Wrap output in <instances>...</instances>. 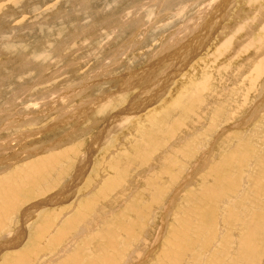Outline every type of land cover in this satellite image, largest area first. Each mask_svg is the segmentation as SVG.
Instances as JSON below:
<instances>
[{
	"label": "rangeland",
	"instance_id": "rangeland-1",
	"mask_svg": "<svg viewBox=\"0 0 264 264\" xmlns=\"http://www.w3.org/2000/svg\"><path fill=\"white\" fill-rule=\"evenodd\" d=\"M208 1L0 0V264H264V0L176 43Z\"/></svg>",
	"mask_w": 264,
	"mask_h": 264
},
{
	"label": "bare ground",
	"instance_id": "bare-ground-1",
	"mask_svg": "<svg viewBox=\"0 0 264 264\" xmlns=\"http://www.w3.org/2000/svg\"><path fill=\"white\" fill-rule=\"evenodd\" d=\"M251 1H253V2H257V1H259V0H251ZM232 2H235V0L233 1V0H231V2H230V0H209L208 1V3L207 4H205V3H201V4H204L205 6H200V7H198L199 8V10L198 11H196L195 13H197L196 15H195V17L192 19V21L189 23V24H186V25H184V26H182V28H180L181 30L179 31V33H178V35L175 37V42L176 43H178V42H181L182 40H184L185 38H186V40H188L187 39V37H189V36H192V35H194V37L196 36V37H198L197 35H195L196 34V32L201 28V26H203L204 25V23L205 22H207L208 20H209V15H210V13L212 12H216V14L215 15H222V13H223V8H221L222 6L223 7H226V6H232ZM259 11V10H258ZM194 13V14H195ZM211 13V14H212ZM228 13V12H227ZM193 14V15H194ZM192 15V16H193ZM227 16H229L228 14H226ZM219 16H217L216 18H218ZM232 17V16H231ZM211 19V18H210ZM242 18H240V20H241ZM239 21V20H238ZM255 21V20H254ZM240 22V21H239ZM200 24H202V25H200ZM243 24V23H242ZM230 25V24H229ZM235 25V24H234ZM209 26H211V25H209ZM248 27L249 26H247V27H245V28H243V26H240V27H238V30H243V34H242V36H244V39L246 40V46H244V50L241 52L240 51V53H236L235 55L237 56V54H242L243 52H245L246 50H249L250 51V54L251 55H253V54H258V56L256 57V58H254V59H252L250 62H249V64H251L252 63V69H253V71H251L252 73H254L255 75L252 77V78H250V80L249 81H252L254 84L256 83V81L257 80H261V79H264L263 78V76H264V53H259L261 50L263 51L264 50V44H260V42H257V40L254 38V37H252L251 35H250V33L248 32ZM262 27H264V26H262ZM193 28H195V30L193 31ZM203 28V27H202ZM230 28V27H229ZM236 30V29H235ZM264 30V29H263ZM202 31H204V30H202ZM232 31V30H231ZM233 32V31H232ZM203 33V32H202ZM201 34V33H200ZM202 35V34H201ZM228 37V36H227ZM234 37H236V35H235V33H233V36L232 37H230V39L228 38V43H229V40H230V42H231V40H234L235 41V38ZM178 38H179V40H178ZM224 38H226V37H224L223 36V39ZM262 38V37H261ZM197 39V38H196ZM196 39H193V41L194 42H196L197 43V41H196ZM198 39H199V37H198ZM185 40V42H183V43H186L187 41ZM178 41V42H177ZM234 41L233 42H231V43H229L228 44V47L226 48L225 47V44H223L222 42V47H224L223 49H225L224 51H221V49L220 50H218V53L219 54H223L224 55V53H226L227 54V56H228V54L230 53V51L229 50H233V46H234ZM224 42V41H223ZM263 42V41H262ZM196 45V44H195ZM179 46V45H178ZM221 46V45H220ZM180 47V46H179ZM182 47V46H181ZM180 47V48H181ZM222 47H220V48H222ZM171 48V47H170ZM169 48V49H170ZM174 49H175V47H174ZM238 49V48H237ZM258 50V53H255L254 52V50ZM184 51V50H183ZM182 51V52H183ZM186 51V50H185ZM184 51V52H185ZM226 51V52H225ZM174 52V51H173ZM178 52V51H177ZM186 52H191L190 50H188V51H186ZM185 52V53H186ZM237 52V51H236ZM176 53V52H175ZM185 53L183 54L184 56H185ZM168 54V53H167ZM187 54V53H186ZM176 55H179V54H176ZM191 55V54H190ZM231 55V54H230ZM183 56V57H184ZM187 56V55H186ZM221 56V55H220ZM219 56V57H220ZM236 56H234V57H236ZM239 56V55H238ZM188 57V56H187ZM258 57H261L259 60L257 59ZM263 57V58H262ZM220 58H222V57H220ZM181 59V58H180ZM179 60V59H178ZM249 61V60H248ZM246 66V65H245ZM247 68H248V65L246 66ZM165 68V67H164ZM242 69L244 68L243 66L241 67ZM240 69V68H239ZM141 70V69H140ZM249 70V69H248ZM238 71V70H237ZM243 71H244V69H243ZM235 72V71H234ZM241 72H242V70H241ZM245 72V71H244ZM140 73V72H139ZM143 73H145V72H143ZM246 73H247V71H246ZM234 74V73H233ZM242 74V73H241ZM241 74H240V76H241ZM96 76V75H95ZM147 76H148V74H147ZM150 76V75H149ZM231 76V75H230ZM97 77V76H96ZM238 77V76H237ZM149 78V77H148ZM142 80V79H141ZM132 81V80H131ZM243 82V81H242ZM134 83H135V81H134ZM141 84V83H140ZM244 85V84H243ZM251 85V84H250ZM141 86V85H140ZM85 88V87H84ZM144 87H142V89H143ZM85 90V89H84ZM251 89H248V91L247 92H249ZM212 91V90H211ZM122 92V91H121ZM124 92V91H123ZM83 93V92H82ZM55 94V93H54ZM80 94V93H79ZM106 94V93H105ZM117 94V93H116ZM149 94V93H148ZM52 95V94H51ZM104 95V94H103ZM108 95V94H107ZM59 96V95H58ZM219 96V95H218ZM61 97V96H60ZM106 97V96H105ZM108 97H109V95H108ZM153 97V96H152ZM211 97V96H210ZM58 98L59 97H54L53 99H51L52 100V103L51 104H55L56 102H57V100H58ZM60 99V98H59ZM85 100V99H84ZM94 102V101H93ZM84 103V102H83ZM178 103V102H177ZM46 104V103H45ZM101 104V103H100ZM106 104L108 105V103L106 102ZM57 105V104H56ZM61 105V104H60ZM105 105V104H104ZM142 105V104H141ZM99 106V105H98ZM97 106V107H98ZM111 106V105H110ZM54 107V106H53ZM85 107V106H84ZM83 107V108H84ZM91 107V106H90ZM93 107H95V106H93ZM104 107V106H103ZM137 107V106H136ZM57 108V107H56ZM107 109V108H106ZM90 110V109H89ZM137 110V109H136ZM91 111H93V110H91ZM128 111V110H127ZM134 111V110H133ZM90 112V111H89ZM22 113V112H21ZM20 113V114H21ZM79 113V112H78ZM87 113V112H86ZM90 113H92V112H90ZM102 113V112H101ZM129 113V112H128ZM127 113V114H128ZM203 113V112H202ZM63 115V114H62ZM75 115V114H74ZM90 116H91V114H89ZM123 115V114H122ZM79 116V115H78ZM27 117V116H26ZM65 117V116H64ZM73 117V116H72ZM95 117V116H94ZM80 118V117H79ZM78 118V119H79ZM83 118V117H82ZM63 119H65V118H63ZM95 119V118H94ZM3 120V119H2ZM15 120V119H14ZM33 120V119H32ZM58 120V119H57ZM122 120H125L124 118L122 119ZM7 121V120H6ZM16 121V120H15ZM30 121V120H29ZM79 121H80V119H79ZM98 121V120H97ZM88 122V121H87ZM36 123V122H35ZM115 123V122H114ZM1 124V123H0ZM58 124V123H57ZM60 124V123H59ZM11 125V124H10ZM23 125V124H22ZM3 126V125H2ZM2 126H0V127H2ZM4 127V126H3ZM7 128V127H6ZM30 129V128H29ZM80 131V130H79ZM27 132V131H26ZM35 132H37V131H35ZM99 132V131H98ZM69 133V132H68ZM34 134H37V133H34ZM38 134H40V133H38ZM101 134V133H100ZM113 134V133H112ZM69 135V134H68ZM106 135V134H105ZM111 135V134H110ZM107 136V135H106ZM112 136V135H111ZM7 137H10V136H7ZM24 137V136H23ZM37 137V136H36ZM104 137V136H103ZM6 138V137H5ZM19 138V137H18ZM30 138H31V136H30ZM101 137H98V139H100ZM25 139V138H24ZM103 139V138H102ZM7 140V139H6ZM108 140V139H107ZM95 141V140H94ZM100 141V140H99ZM1 142V141H0ZM104 142H105V140H104ZM148 142V141H147ZM150 142V141H149ZM62 143V142H61ZM81 143V142H80ZM94 143V142H93ZM92 143V144H93ZM151 143V142H150ZM59 144V143H58ZM107 144V143H106ZM96 145H98V143L96 144ZM15 147V146H14ZM61 147V146H60ZM96 147V146H95ZM172 147V146H171ZM71 148H73V147H71ZM71 148H69L68 147V149H66V150H63L62 152H58V153H54V158L55 159H59V157L63 154V153H65V152H68L69 151V149H71ZM13 149V148H12ZM93 149V148H92ZM14 150V149H13ZM68 150V151H67ZM73 150V149H72ZM97 150V149H96ZM4 151V150H3ZM16 151V150H15ZM94 151V150H93ZM73 152V151H72ZM18 153V152H17ZM49 153V152H48ZM53 154V153H52ZM25 158V157H24ZM52 158V157H51ZM43 159V158H42ZM31 160V159H30ZM204 160V159H203ZM202 160V161H203ZM45 161V160H44ZM56 161V160H55ZM3 162V161H2ZM81 162H82V160H81ZM57 163V162H56ZM85 163V162H84ZM29 164H31V166H32V162H29ZM43 165H46V164H43ZM49 164H47V166H48ZM83 165V164H82ZM196 165H198L197 166V168L198 167H203L204 165H201V161H200V163L199 162H197V164ZM27 166H30V165H27ZM38 166V165H37ZM25 168H26V166H24ZM43 167V166H42ZM85 167H86V165H85ZM53 168V167H52ZM82 168V167H81ZM194 168H195V166H194ZM27 169H28V167H27ZM26 169V170H27ZM49 169H51V168H47V167H45V170H43L44 171V173H46L45 171L47 170V172H48V170ZM84 169V168H83ZM25 170V169H24ZM28 171V170H27ZM213 171V170H212ZM29 172V171H28ZM39 172H40V170H39ZM38 172V173H39ZM81 172V171H80ZM31 173V172H30ZM37 173V172H36ZM43 173V172H42ZM42 173H40V175L42 174ZM81 174V173H80ZM100 174V173H99ZM213 173H211V175H212ZM8 175V174H7ZM35 176L36 177V175H35V172L32 174V176ZM46 175V174H45ZM26 176V175H25ZM7 179L6 180H10L11 178H8V176H5ZM5 177H3V178H5ZM10 177V176H9ZM39 177V176H38ZM41 177V176H40ZM39 177V178H40ZM3 178H1V179H3ZM37 178V177H36ZM31 179V178H30ZM29 179V180H30ZM38 180L39 179H37V181L35 180V184H36V182H38ZM27 181V180H26ZM49 181V180H48ZM111 181V180H110ZM109 181V182H110ZM113 181V180H112ZM111 181V182H112ZM232 181V180H231ZM14 183V182H13ZM25 183V182H24ZM29 183H31L30 181H29ZM32 184H33V182H32ZM52 184V183H51ZM56 184V183H55ZM96 184V183H95ZM97 184H98V182H97ZM21 185V184H20ZM26 185H28V184H26ZM26 185L24 184V186H25V188H26ZM31 185V184H30ZM68 185V184H67ZM258 185V184H257ZM18 186V185H17ZM23 186V187H24ZM34 186V185H33ZM108 186V185H107ZM219 186V185H218ZM258 186H260V185H258ZM17 188V187H16ZM28 188V187H27ZM261 188H257V192L258 193H260L259 192V190H260ZM20 190V189H19ZM24 190V191H23ZM218 190H219V188H218ZM217 190V191H218ZM17 191V190H16ZM21 191H23V193L26 191V189H22ZM220 191V190H219ZM222 191V190H221ZM261 191V190H260ZM19 192V191H18ZM40 192V191H39ZM47 192V191H46ZM19 193H21V192H19ZM30 193L31 192H29V193H27V192H25V194H24V196L21 198V200L19 201V200H15V198H10L9 196H8V194H7V192H6V190H0V225H1V222H3V220H4V218L6 219V217L10 214V212H11V210H12V206H11V209L10 208H8L7 207V201H8V199L12 202V204H13V206H14V209L16 210L18 207H20L21 206V204H23V203H25L27 200H29L30 199V197L32 196H30ZM36 193V192H35ZM217 192H214V193H212V195H215ZM13 194V193H12ZM17 195V194H16ZM205 195V194H204ZM208 195H210V194H208ZM5 196V198H2V197H4ZM36 196V195H35ZM207 196V195H206ZM219 197H220V195H218ZM217 196V197H218ZM97 197V196H96ZM180 198V197H179ZM4 199H6V200H4ZM38 200H40V199H38ZM246 201V200H245ZM27 202H29V201H27ZM37 203V202H36ZM41 203V202H40ZM176 203V202H175ZM59 204V203H58ZM226 204V203H225ZM9 205V204H8ZM17 207V208H16ZM40 207V206H39ZM41 208V207H40ZM222 208V207H221ZM224 209H222V211H223ZM13 211V210H12ZM131 211V210H130ZM26 212V211H25ZM39 212V211H38ZM210 212H212V211H210ZM36 214V213H35ZM53 214V213H52ZM170 214V213H169ZM178 214V213H177ZM17 215V214H16ZM185 215V214H184ZM222 215V214H221ZM25 216V215H24ZM34 216V215H33ZM188 216V215H187ZM254 217H255V219H256V221L254 220V218H252V220L251 221H249V223L248 224H250L249 225V227L252 229V232L254 231V233L255 234H262V232L264 231V208H263V211L261 212L260 211V213H255L254 215H253ZM18 216H16L15 217V219L17 218ZM26 217V216H25ZM46 219H48V218H46ZM45 219V220H46ZM154 219V218H153ZM218 219H220V218H218ZM155 220V219H154ZM5 221V220H4ZM15 221V220H14ZM40 221V220H39ZM44 221V220H43ZM53 221V220H52ZM220 221V220H219ZM38 222V221H37ZM115 222V221H114ZM186 222H187V220H186ZM254 222V224H251V223H253ZM256 222V223H255ZM185 223V222H184ZM3 224V223H2ZM186 224V223H185ZM37 225V224H36ZM3 226V225H2ZM10 227V226H9ZM35 227V226H34ZM41 227V225H39L38 226V230L37 231H39V229H41L40 228ZM36 228V227H35ZM35 228H33V229H35ZM183 229V228H182ZM197 229V228H196ZM222 229H223V227H222ZM48 228L47 227H45V228H43L40 232V234L42 235V239H43V234L44 233H47L48 231ZM221 230V229H220ZM36 231V230H35ZM47 231V232H46ZM183 231V230H182ZM64 232V231H63ZM36 233V232H35ZM184 233V232H183ZM15 234V233H14ZM37 234V233H36ZM39 234V233H38ZM176 234V233H175ZM178 234H180V231H178ZM20 235V234H19ZM47 235V234H46ZM105 235H107V233H105ZM175 236H178V235H175ZM16 237V236H15ZM253 237V233L252 234H250L249 236H247V237H243L244 238V240H243V245H242V247H243V249H245L246 247L245 246H247L248 245V243L251 241V238ZM17 238H18V236H17ZM176 238V237H175ZM40 239V238H39ZM52 239V238H51ZM21 240V239H20ZM248 240H249V242H248ZM7 242V241H6ZM18 242H20V241H18ZM38 242V241H37ZM175 242V241H174ZM241 242H242V240H241ZM248 242V243H247ZM10 243V242H9ZM255 243V242H254ZM41 244H42V242H41ZM41 244H38V246L39 245H41ZM6 246V245H5ZM28 247H26L25 249H24V251L22 252V253H17L18 255H15V257L17 256V259H14L13 261V263L12 264H26L27 263V259L26 258H28V255L26 254V252L28 253V249L31 247V245L29 246V244L27 245ZM37 246V247H38ZM42 246V245H41ZM16 247V246H15ZM35 247V246H34ZM251 247V245H249V248ZM36 249V248H35ZM248 249V248H247ZM246 250V249H245ZM249 251L248 252H250V255H251V257L253 256V249H248ZM153 251V250H152ZM176 251V250H175ZM30 252V251H29ZM151 252V251H150ZM32 253H34V252H32ZM100 253V252H99ZM171 253V252H170ZM173 253V252H172ZM99 255V254H98ZM178 255H179V252L177 253V251L176 252H174L173 253V256L176 258V259H178ZM150 256V255H149ZM75 257V256H74ZM113 257V256H112ZM145 257V256H144ZM163 257V256H162ZM10 258V257H9ZM71 258H73V257H71ZM11 259V258H10ZM9 259V260H10ZM19 259V260H18ZM74 259V258H73ZM95 259V258H94ZM11 261V260H10ZM16 261V262H15ZM18 261V262H17ZM142 261V260H141ZM140 261V262H141ZM73 263V262H72ZM142 263H144V262H142ZM2 264H10V263H5V260L2 262ZM64 264V263H63ZM66 264V263H65ZM74 264H78V263H74ZM141 264V263H140Z\"/></svg>",
	"mask_w": 264,
	"mask_h": 264
}]
</instances>
